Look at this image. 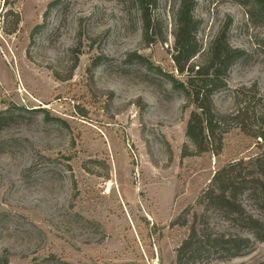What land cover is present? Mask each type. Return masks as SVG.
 I'll return each mask as SVG.
<instances>
[{
  "label": "rangeland",
  "instance_id": "1",
  "mask_svg": "<svg viewBox=\"0 0 264 264\" xmlns=\"http://www.w3.org/2000/svg\"><path fill=\"white\" fill-rule=\"evenodd\" d=\"M195 1L196 61L229 20L244 52L217 110L231 112L242 87L264 96V13L242 0ZM180 2L157 0L166 41L147 46L133 0H0V259L177 264L194 213L200 233L248 235L201 196L223 166L251 165L264 139L230 127L218 154H195L193 109L169 80H184L171 58ZM251 239L241 256L214 248L189 264H259L264 242Z\"/></svg>",
  "mask_w": 264,
  "mask_h": 264
},
{
  "label": "trees",
  "instance_id": "2",
  "mask_svg": "<svg viewBox=\"0 0 264 264\" xmlns=\"http://www.w3.org/2000/svg\"><path fill=\"white\" fill-rule=\"evenodd\" d=\"M133 1L140 16L144 43L147 46L164 43L166 38L162 32V22L154 15L157 0ZM242 3L253 5L264 13V0H242ZM195 9V0H181L177 9L171 58L184 80L169 77L174 89L183 93L185 108L193 109L187 122L186 136L194 146L195 154H218L223 146L224 134L230 127L239 128L253 140L264 139V96L256 85L236 91L231 112L220 113L217 110L214 98L227 89L230 70L244 52L232 46L228 39L229 20L210 44L202 61L197 62L201 46L197 37L200 22ZM138 58L145 61L141 56ZM101 62L100 59L95 60L92 70ZM6 117L0 114V122ZM257 146L259 153L251 165L240 161L223 166L215 172L210 186L201 196L202 204L220 211L226 219L240 225L248 235L226 237L223 234L213 236L203 231L200 233L198 227L202 225V215L194 213L190 233L177 249V264H189L203 254L208 256L214 248L225 255L222 257H238L251 247V238L264 242V215L256 213L264 207V147L259 141ZM243 196L256 205L255 212L247 210ZM0 264L8 262L0 259ZM259 264H264V261Z\"/></svg>",
  "mask_w": 264,
  "mask_h": 264
}]
</instances>
